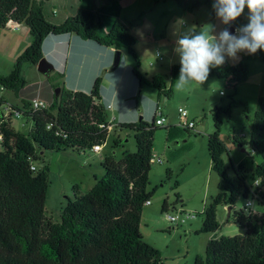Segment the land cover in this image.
Wrapping results in <instances>:
<instances>
[{"label":"trees","instance_id":"16d2710c","mask_svg":"<svg viewBox=\"0 0 264 264\" xmlns=\"http://www.w3.org/2000/svg\"><path fill=\"white\" fill-rule=\"evenodd\" d=\"M183 14L201 9L216 17L214 0H171ZM47 0H0V30L9 25H24L30 34V45L16 59L8 75L0 74V91H11L17 97L25 88L22 66H37L43 58L42 46L48 36L72 35L100 47L126 51L132 61V76L139 89L148 86L157 91V103L173 96V86L180 65L170 69V84L162 76L148 79L140 72V58L136 52V39L128 26L115 22L105 35L99 34V17L92 11L79 9L75 15L59 25L48 22L44 16ZM239 18L234 21L237 25ZM235 27V26H234ZM264 65V51L254 55H241L237 64L212 68L208 78L224 81L231 91L226 107L212 111L214 131L208 136L207 151L210 168L219 181L218 193L203 212L202 226L195 235H211L205 254L197 255L194 264H264V99L260 100L249 127L250 136L227 137L239 148L249 147L250 155L260 158V163L249 167L246 162L235 165L225 141L221 137V115L230 117L235 107L238 86L247 82L248 63ZM52 73V72H51ZM50 73V74H51ZM49 74V75H50ZM51 82L63 75L53 72ZM207 78V79H208ZM102 78H97L89 93L73 92L61 87L58 97L45 109L33 110V98L21 100V106L8 103L0 97V264H162L161 253L146 243L140 234L141 216L155 190L148 191L154 134L159 127L153 116L151 123L143 119L120 124V129L134 134L135 152L125 153L119 161L107 156L101 163L104 174L95 179L94 186L74 199L66 198L59 222L46 216L45 200L49 169L36 170L33 163L41 151L92 152L106 143L110 125L106 107L102 103ZM159 105L157 104L156 107ZM7 107L11 113L32 122L28 134L12 128L10 116L1 113ZM247 110V108L245 107ZM120 145L117 140L113 148ZM227 155L232 175L225 166ZM170 170L166 178L170 179ZM258 179L260 187L254 198L262 207L260 216L252 212H234L239 197L247 199L250 185ZM178 184H175V188ZM258 192V193H257ZM230 208L234 224L245 231L243 236L215 238L220 224L218 207ZM167 210L166 201L161 211Z\"/></svg>","mask_w":264,"mask_h":264},{"label":"rangeland","instance_id":"374dc122","mask_svg":"<svg viewBox=\"0 0 264 264\" xmlns=\"http://www.w3.org/2000/svg\"><path fill=\"white\" fill-rule=\"evenodd\" d=\"M47 3L48 1L44 5V10L51 12L59 10L58 6L52 5V1L50 4ZM92 4L93 0H83L85 7ZM136 7L123 9L121 17H124L125 25L132 28V35L136 39V50L141 62L140 72L144 75L152 73L148 74L149 79L158 75L162 76L168 85L170 84L171 67L180 65L179 57L173 51L175 37L172 35L173 26L178 18H182L185 22L183 27L195 26L197 31L205 26H213L216 31L224 27H233V24L226 26L220 21L211 20V13L207 9H201L196 13L197 16L205 19L204 22H193L171 0H138ZM110 14H112L111 9L104 11L100 18L101 28L99 29H107ZM18 35L19 33L9 26L0 30L1 75H8L11 72L16 59L24 52L27 42L24 39L17 41L15 36ZM119 53L120 67L125 63L132 66L127 52L122 50ZM156 53L162 57L161 61L155 58ZM242 54L245 53H240L239 57ZM230 61L226 64L229 65ZM51 75L52 73L42 74L33 65L24 64L22 66V77L25 81L23 92L17 97L11 91H0V97H4L9 104L14 106H21L22 99L32 97H38L44 104L49 105L50 97L53 99L55 90L60 89L54 87L57 81H50ZM178 78L179 73L173 86V96L169 99L163 97L158 103L157 91L148 86H143L132 102L126 96L127 90L130 89L127 84L124 85V90L119 95L120 103L124 101L125 105L133 103L134 106L137 103L136 110L139 114L135 117V122L142 118L147 123H151L157 104L165 119L163 126L159 127L154 134L152 155L156 160H161V163L151 164L147 190H155V192L150 199V205L143 209L139 229L143 240L160 251L162 264H194L197 255L205 254V239L206 236L211 235H195V231L202 226L203 212L218 193L219 181L210 168L207 140L214 131L212 111L218 106L226 107L230 102L228 96L231 94L226 83L221 80L208 78L202 84L192 82L180 85L177 82ZM255 80V77H251L246 83L238 86V95L234 98L235 107L230 117L221 115L223 122L221 137L235 165L246 162L249 167H254L260 163L259 157L250 155L249 147L241 149L225 140L234 135L249 139V127L260 95L257 89L252 87ZM39 89H42L43 96L41 97L35 96ZM112 108H114L113 105ZM179 109L186 112V121L194 124L192 130H185L179 126L181 123ZM1 113L6 118L12 114L9 119L13 129L23 134L29 133L32 127L30 120L11 113L7 107H2ZM106 113L110 128L100 156L90 151H41L38 153V159L33 163L37 171L43 166L49 169L45 214L53 222L60 221L62 210L67 203L66 198L73 200L75 195L87 193L89 185H92L94 180V175H97L96 179L103 176L104 171L99 163L105 155L112 156L114 160L119 161L125 153H132L136 150L134 134L118 127L120 124L115 120L114 109H106ZM113 117L114 121H112ZM117 140L120 145L113 148V143ZM223 159L225 166L229 168L228 173L232 175L227 155H224ZM167 169L170 170V179L166 178ZM176 183L177 188H175ZM248 184L250 185V182ZM247 200L250 198L239 197L233 211L242 210L247 214L251 210L254 215L260 216L262 207L255 200L252 201L249 210L243 209ZM164 201L167 203V210L162 212L161 207ZM185 214H192L195 217L181 223ZM167 216H177L178 220L171 224ZM217 221L220 228L215 233V238L245 234L243 229L234 224L232 218H229V223H227L226 207L217 208Z\"/></svg>","mask_w":264,"mask_h":264},{"label":"crops","instance_id":"0c3cea01","mask_svg":"<svg viewBox=\"0 0 264 264\" xmlns=\"http://www.w3.org/2000/svg\"><path fill=\"white\" fill-rule=\"evenodd\" d=\"M47 1L49 4L52 1L53 2L52 5H54L55 7L56 6L59 7L58 11L51 12L50 10L48 11L44 10V15L46 20L56 25H59L62 22H64L67 18L74 16L76 11L79 9L90 10L94 12L99 17V19L101 18L102 14L106 9H111L112 14L109 15V19H108L109 25L107 29H103V30L99 29V34L105 35L109 32L111 26L115 22L120 21L123 24H125V21H123L124 17H121L122 10L130 7L133 8V6L137 8L136 2L138 0H93V4L90 5L89 7L88 6L85 7L83 5V0H47ZM197 12H194L192 14H185V15H188L187 16L188 19H192L193 22L196 21L204 22L205 19L202 16H197L196 14ZM247 16H248V10L247 8H245V12L239 17V21L237 25H235L234 22H232L233 27L235 26L234 27L235 31L237 27L247 24L248 22ZM205 18L207 17L205 16ZM214 20L219 21L216 17L214 18ZM100 22L101 20L99 21V28H101ZM196 24L198 25V23ZM9 27L12 28V25H9ZM129 29L131 32L132 28L129 27ZM13 30L19 33L18 36H15V39H17V41H20L22 39L26 40L27 42L25 43L26 44L25 49H26L31 42L28 28L24 25H20L18 26L17 29H13ZM42 53H43V58H45L48 62H50L54 66L53 72H57L63 75V78L58 81L61 87H64L67 90L73 92L89 93L94 81L97 78H102L103 82L101 89V97H102V103L105 105L106 109L108 110L114 109V114H115L114 117L116 118L115 119L116 122L119 124L135 122L134 121L135 117L139 114V112L136 110V107L138 106L137 103L136 106H134L133 103L132 105L130 103H127L128 105H125L126 103L124 101H121L120 103L119 95L124 90L123 89L124 85L127 84L130 89L127 90L126 96L128 97L129 101L132 102L133 98L137 96V93H140L141 89H139L137 81L132 76L131 65H127L125 63L122 67H120V64L118 67L113 66V62L116 57V51L114 49H107L100 47L93 42L81 40L76 36L63 35V36H48L43 42ZM156 54H155V58H156ZM238 62L239 60L238 61L231 60L229 65L230 66L235 65ZM150 66H152V64H150ZM248 68H249L248 80L251 77L256 78L255 82H253L252 84V87L256 88L257 92L260 93L257 99V102L259 103L260 100L264 99V65L256 61H252L248 63ZM148 74H152V73H145L147 78H148ZM35 96H40V97L43 96L42 89H39V91H37ZM32 98H38V97H32ZM51 101L52 99L50 97L49 102ZM112 105L114 106V108H112ZM114 117L112 118V121H114ZM100 153L95 155L100 156ZM105 157H107V155H105ZM102 162L99 163L100 167ZM238 164L239 163H237L236 165ZM96 176L97 175H94V180L92 182V185H89L88 191L94 186L96 182L95 181ZM211 238L212 236H206L205 243L207 244V242Z\"/></svg>","mask_w":264,"mask_h":264},{"label":"clouds","instance_id":"9594fccd","mask_svg":"<svg viewBox=\"0 0 264 264\" xmlns=\"http://www.w3.org/2000/svg\"><path fill=\"white\" fill-rule=\"evenodd\" d=\"M212 7L222 25H231L245 8L248 22L237 27L233 34L227 27L219 31L213 26L199 31L195 26L185 28L183 19L178 18L172 35L175 37L173 51L179 57L177 82L180 85L202 84L212 68H219L229 60L238 61L240 53L254 55L264 51V0H214Z\"/></svg>","mask_w":264,"mask_h":264},{"label":"built area","instance_id":"2783aa9c","mask_svg":"<svg viewBox=\"0 0 264 264\" xmlns=\"http://www.w3.org/2000/svg\"><path fill=\"white\" fill-rule=\"evenodd\" d=\"M17 28H18V26L12 25V29H17ZM156 58L159 61L162 60V57L159 54H156ZM31 105H32L33 110H35V111L36 110H42V109H45L47 107V105L44 104L42 101H40L38 98H33L31 101ZM178 113H179V116L181 119V123L179 124V126H181L185 130H192L194 128V124L192 122L186 121V117H187L186 112L182 109H179ZM154 117L156 120L155 121L156 126H158V127L163 126L165 119H164L163 115L160 113L158 107H156L154 110ZM0 140H1V136H0ZM101 148L102 147H98V146L94 147L92 150V153L99 154L102 150ZM151 163L160 164L161 160H159V159L156 160L154 157H152ZM250 187H251L250 194L248 196V198H250V200L246 201L244 208H243L244 210H246V209L249 210V208L252 206V201L255 200L254 198L256 197L255 191L260 187V181L258 179H256L253 182H250ZM149 205H150V202H147L146 206H149ZM249 211L252 212L251 210H249ZM194 217L195 216L192 214H185L183 216V219H181V223H184L187 220H192V219H194ZM167 220L169 223L173 224L178 220V217L177 216H175V217L174 216H167Z\"/></svg>","mask_w":264,"mask_h":264},{"label":"water","instance_id":"95a60500","mask_svg":"<svg viewBox=\"0 0 264 264\" xmlns=\"http://www.w3.org/2000/svg\"><path fill=\"white\" fill-rule=\"evenodd\" d=\"M228 30L231 32V33H234L235 31V28L234 27H230L228 28ZM120 64V53L119 52H116V57H115V60L113 62V66L114 67H118ZM37 70L38 72L42 73V74H45V75H49L51 72H53L54 70V66L48 62L45 58H42L38 64H37ZM59 93H60V89H56L55 90V93H54V96L55 97H58L59 96ZM142 118H140L139 121H141ZM226 142L228 141L227 139H225ZM227 212H228V217L230 215V208H227Z\"/></svg>","mask_w":264,"mask_h":264}]
</instances>
